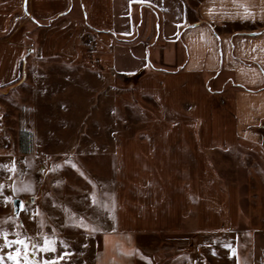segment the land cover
Masks as SVG:
<instances>
[{
    "label": "crops",
    "instance_id": "1",
    "mask_svg": "<svg viewBox=\"0 0 264 264\" xmlns=\"http://www.w3.org/2000/svg\"><path fill=\"white\" fill-rule=\"evenodd\" d=\"M27 12L12 69L0 40V88L20 77L32 22L36 58L110 82L116 118L128 106L144 118L36 155L52 165L41 225L96 236L94 264H264V0H28Z\"/></svg>",
    "mask_w": 264,
    "mask_h": 264
},
{
    "label": "rangeland",
    "instance_id": "2",
    "mask_svg": "<svg viewBox=\"0 0 264 264\" xmlns=\"http://www.w3.org/2000/svg\"><path fill=\"white\" fill-rule=\"evenodd\" d=\"M27 6L28 0L23 3L22 0H0V27L7 16L12 18L5 35H0V40L11 36L8 48L11 69L22 47V12L28 13ZM134 14H138L137 8ZM145 15L149 16V12ZM36 28L32 22L26 27V51L19 79L0 88V185L4 186L3 195H0V256L3 257L0 264H94L98 248L96 236L73 227L55 229L56 233H52L49 217L43 219L47 221L41 225L42 213L38 210L47 206L41 199L43 193H50L52 165L36 155L49 159L47 156L52 151L67 149L65 145L69 141L99 138L105 133L98 130L99 126L117 122L124 129L131 122H141L144 118L141 112L129 106H125L124 118H116L114 88L110 82L93 75L85 77L82 71L61 58H36L31 53L36 42ZM105 91L107 95L103 94ZM89 125L91 130H86ZM62 170L74 181L75 175L68 172L65 163ZM26 185H30L32 191H13ZM69 190L72 191V187ZM5 197L11 200L6 201ZM37 197L40 199L34 207L32 198L36 200ZM18 200L23 210L17 216L15 203ZM4 233L8 234V241L30 238L27 261L22 245L13 243L5 247ZM44 238L55 242V251L40 250L38 246L43 244Z\"/></svg>",
    "mask_w": 264,
    "mask_h": 264
},
{
    "label": "snow or ice",
    "instance_id": "3",
    "mask_svg": "<svg viewBox=\"0 0 264 264\" xmlns=\"http://www.w3.org/2000/svg\"><path fill=\"white\" fill-rule=\"evenodd\" d=\"M72 167L75 168L76 165L73 164ZM13 170H14V166H13ZM3 187H4L3 185H0V195H3ZM13 191H32V189H31L30 185H26L23 188H19V189L14 188ZM5 200L10 201L11 198L5 197ZM79 226L84 227L85 225L83 224V222H81V224ZM92 230L94 231L95 229H92ZM7 235H8L7 233H4L5 247H11L13 243L22 245L23 249H24L23 255H24L25 260L27 261L30 238L17 239L15 241H8ZM17 235L19 236V234H17ZM54 243H55L54 241H50L48 238H44L43 244L39 245L38 247L40 248L41 251H55ZM32 247H37V245H32ZM128 254H131V253H128ZM9 258L10 259L12 258L11 254H9ZM2 259H3V257L0 256V260H2ZM45 264H48V262H45Z\"/></svg>",
    "mask_w": 264,
    "mask_h": 264
},
{
    "label": "water",
    "instance_id": "4",
    "mask_svg": "<svg viewBox=\"0 0 264 264\" xmlns=\"http://www.w3.org/2000/svg\"><path fill=\"white\" fill-rule=\"evenodd\" d=\"M15 208H16V215L18 216L20 212L23 210V204L21 201H16L15 203Z\"/></svg>",
    "mask_w": 264,
    "mask_h": 264
},
{
    "label": "trees",
    "instance_id": "5",
    "mask_svg": "<svg viewBox=\"0 0 264 264\" xmlns=\"http://www.w3.org/2000/svg\"><path fill=\"white\" fill-rule=\"evenodd\" d=\"M135 39H136V37L132 40H124V41H122V43L130 44V43H133L135 41ZM22 71H23V61L21 62V65H20V72L22 73Z\"/></svg>",
    "mask_w": 264,
    "mask_h": 264
}]
</instances>
